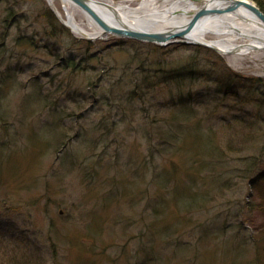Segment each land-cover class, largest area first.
<instances>
[{
	"label": "rangeland",
	"instance_id": "374dc122",
	"mask_svg": "<svg viewBox=\"0 0 264 264\" xmlns=\"http://www.w3.org/2000/svg\"><path fill=\"white\" fill-rule=\"evenodd\" d=\"M68 9L89 31L84 12ZM47 11L68 29L47 0H0V264H264V180L250 184L264 178V109L218 96L214 82L228 69L264 81V50L53 36ZM73 39L99 55L87 69L86 45ZM136 59L150 72L190 61L198 74L180 91L157 81L137 100ZM179 93L198 112L183 136L213 130L226 155L217 166L191 164L194 137L163 145L164 102ZM178 188L195 196L191 206L179 205Z\"/></svg>",
	"mask_w": 264,
	"mask_h": 264
},
{
	"label": "bare ground",
	"instance_id": "6f19581e",
	"mask_svg": "<svg viewBox=\"0 0 264 264\" xmlns=\"http://www.w3.org/2000/svg\"><path fill=\"white\" fill-rule=\"evenodd\" d=\"M58 17L75 33L91 39L104 36L102 29L87 16L90 24L87 31L69 11V0H47ZM89 5L108 23L119 28H127L151 33L169 30H183L192 17L202 8H215L224 5L221 0H141L138 5L116 3L113 0H87ZM108 35V34H106ZM189 42H205L219 46L229 55L235 47L241 46L236 54L246 55L257 49L264 50V23L251 11L240 7L236 12L210 16L201 19L185 37ZM243 40L242 43H237Z\"/></svg>",
	"mask_w": 264,
	"mask_h": 264
},
{
	"label": "trees",
	"instance_id": "16d2710c",
	"mask_svg": "<svg viewBox=\"0 0 264 264\" xmlns=\"http://www.w3.org/2000/svg\"><path fill=\"white\" fill-rule=\"evenodd\" d=\"M254 3H256L262 11H264V0H252ZM45 17L49 21L51 28H52V34L53 36H56L58 32L61 31V28L66 30L68 33L70 31L68 29H65L61 26H58V22L56 17L51 13V12H45ZM70 35H72L70 33ZM73 43L75 44H85V48H87L86 53L83 58H80V65L84 69H87V64L91 60H95L96 58H99V55H91V51H89L90 46H92V43L89 41H80L78 42L77 39L72 40ZM89 47V48H88ZM157 49H163L162 47L154 46ZM196 49L198 50H204V47L200 46H195ZM74 59L70 58L69 62H72L73 67L75 61ZM97 60V59H96ZM136 61L139 63L140 60ZM140 64V63H139ZM76 65V64H75ZM89 66V65H88ZM140 66H142L140 64ZM142 73H143V81L141 83L135 84L134 89L130 92V96L137 99V100H142L143 99V91L144 89H151L155 86V84H158L160 82L167 83L171 82L175 88H177L179 91L181 90L180 82L194 78L198 74V69H194V64L191 63L190 61L187 62V64L183 67H179L178 69H158L155 70V72H150L148 67L142 66L141 68ZM197 73V74H196ZM213 75V74H212ZM218 81L217 82L220 90L222 88V92H218V96L225 94L227 97L229 95H232L240 100L242 103H254L256 106H258L261 110L264 109V81L261 78H248V79H243V77L239 76L238 74H233V72L229 71H223L218 75ZM156 81V82H155ZM181 94V93H179ZM187 96L190 95H185L181 94L178 95V97H171L170 99L166 100L164 102V109H168L171 111L172 116H171V128L169 127V132L167 138L165 139L166 141H162L164 146H167L168 144H180V136L186 138H193L195 140V145L194 149V159H191V164L194 166H198L201 168H206L210 167L208 165L212 166H217V162H221L223 158L226 157L225 153L223 151H219L220 147L219 145L216 144L214 135L212 131H208L206 134L201 130L198 132L192 131L190 133L185 134L183 136L181 132V127L185 124H188L189 122H192L194 119L192 117L195 116L197 117V110L193 108V104ZM220 99H225L224 97ZM104 100V99H103ZM196 112V113H195ZM235 118V122H238L242 124L244 127L249 128V124L245 121L246 119L244 118ZM261 121L264 122V117H260ZM242 119V120H241ZM244 121V123H243ZM193 130V129H192ZM190 136V137H189ZM208 136V137H207ZM250 137V136H249ZM227 148L231 149L232 144H229ZM264 149V146L262 147ZM261 148V149H262ZM262 149V150H263ZM255 161H253L254 163ZM261 176L260 179L254 177V179H250L251 182V187L256 188L259 183L264 180V178ZM188 186V185H187ZM184 192L182 188H178L176 190V195L175 199L178 200V203L182 207H188L189 205H192L191 200L195 197L193 195H190L188 200H184ZM184 200V201H181ZM189 201V202H187Z\"/></svg>",
	"mask_w": 264,
	"mask_h": 264
},
{
	"label": "water",
	"instance_id": "95a60500",
	"mask_svg": "<svg viewBox=\"0 0 264 264\" xmlns=\"http://www.w3.org/2000/svg\"><path fill=\"white\" fill-rule=\"evenodd\" d=\"M71 3L79 7L87 16H89L94 23H96L103 31L104 35L112 34L119 38H128L134 39L142 42L153 43L160 46H170L173 44L181 45H197L203 46L205 48L211 49L219 54L224 55L225 52L219 46L212 45L205 42H189L185 40V37L195 28L197 23L205 18L210 16H223L226 14L236 12L240 7H245L251 11L262 23H264V11L260 7L250 0H221L224 2V5L215 7V8H202L200 9L188 22L187 26L180 31H165L151 33L147 31H139L127 28H119L111 25L106 20H104L93 7L89 5L87 0H69ZM69 27V26H68ZM70 28V27H69ZM241 46L235 47L231 50L230 54H236ZM255 49L260 48L259 46L254 45Z\"/></svg>",
	"mask_w": 264,
	"mask_h": 264
}]
</instances>
